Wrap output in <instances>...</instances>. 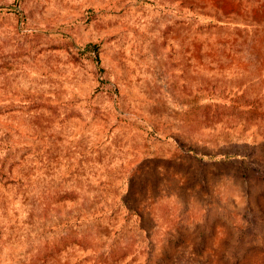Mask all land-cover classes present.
Masks as SVG:
<instances>
[{"label": "rangeland", "instance_id": "obj_1", "mask_svg": "<svg viewBox=\"0 0 264 264\" xmlns=\"http://www.w3.org/2000/svg\"><path fill=\"white\" fill-rule=\"evenodd\" d=\"M0 264H264V0H0Z\"/></svg>", "mask_w": 264, "mask_h": 264}]
</instances>
